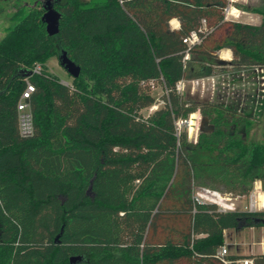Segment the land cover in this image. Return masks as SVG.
<instances>
[{"label":"trees","instance_id":"1","mask_svg":"<svg viewBox=\"0 0 264 264\" xmlns=\"http://www.w3.org/2000/svg\"><path fill=\"white\" fill-rule=\"evenodd\" d=\"M226 4L56 0L53 36L40 11H16L0 39V264H71L76 255L77 264H223L226 230L264 226L253 220L264 211L195 198L196 188L236 197L264 184V141L237 132L250 124L243 115L176 89L224 64V46L234 66L263 68L264 24L226 19ZM193 31L200 40L189 46ZM61 50L81 68L68 83L45 66ZM35 63L42 71L27 75ZM26 78L35 85L27 137L17 112ZM158 84L163 104L144 115ZM197 110L214 131L192 141L176 122ZM245 256L264 264V254Z\"/></svg>","mask_w":264,"mask_h":264},{"label":"rangeland","instance_id":"2","mask_svg":"<svg viewBox=\"0 0 264 264\" xmlns=\"http://www.w3.org/2000/svg\"><path fill=\"white\" fill-rule=\"evenodd\" d=\"M226 2V8L223 10L226 19L252 25L264 24V0H226ZM244 6L249 9L244 8ZM23 7L26 11L30 9L40 11L41 17L45 12L43 0H0V39L6 34L8 27L13 25V15ZM174 24L170 21L172 29ZM224 49H230V47L224 46L219 49L217 56L225 63L212 68L211 73L205 76L189 74L188 79L204 78L205 83L204 86L195 88H192L191 85L188 86L183 95L188 99L222 105L243 115L250 121V124L246 128L237 127V132L248 136L249 140L262 142L264 141V66L263 68L259 66L243 68L234 66L231 63L233 59L231 49V57L227 59L221 54ZM45 66L51 74L57 76L61 81L67 83L72 81L73 77L61 66L57 54H51L46 60ZM162 93L163 88L158 84L153 90L157 102L162 101ZM151 111L153 110L150 108L143 109L142 113L147 115ZM194 114L193 117L191 114L185 123L188 137L192 141L197 139L202 116L198 110ZM190 120L195 122L194 125L190 124ZM191 127L196 129L195 133L190 131ZM199 190L200 188H196L195 194ZM260 192L264 193V184L258 180L254 182L249 194L236 197L229 196L231 199L227 198V201H234L237 210L264 211V201L260 200L256 210L255 208H253L254 210L250 209L255 195ZM222 194L224 195V193ZM224 240L229 250L235 246L236 250L240 252L247 251L251 245L254 251L264 253V226H251L249 223L233 228L224 233ZM232 242L236 245H232Z\"/></svg>","mask_w":264,"mask_h":264},{"label":"built area","instance_id":"3","mask_svg":"<svg viewBox=\"0 0 264 264\" xmlns=\"http://www.w3.org/2000/svg\"><path fill=\"white\" fill-rule=\"evenodd\" d=\"M199 40L200 38L196 31H193L188 37L184 38V42L187 43L189 46L195 44L196 42H199ZM189 58H190V54L189 52H187L184 56V61H188ZM41 71H42V64L35 63V65L32 68V72L40 73ZM25 82H26V86L21 92L17 102V112H18L19 132L22 136L27 137L34 133V121H33V113L31 111L30 98L32 96V93L35 91V85L29 80V78H26ZM63 82L67 83L65 81ZM204 83H205L204 78H194V79L182 78L177 81L176 89L179 93L183 94L188 86L191 85L192 88H195L201 85L204 86ZM162 103L163 101H159L155 103L150 107V110H154L158 108V106ZM184 123H187V121L180 119L176 122L178 131H180L181 125ZM229 196L231 195H225V194L223 195L222 192H220L219 190H214L205 187L200 188L197 194H195V198L200 202L216 203L219 206V208L224 211L236 210L237 209L236 203L232 200L227 201V198L231 199ZM258 204L259 202L257 201V198L255 196L254 201L251 202L250 209L252 210L253 208H255L256 210L258 208ZM229 254H230V250L227 244L222 245L218 250V255L221 257L223 264H255V261L252 257L243 256L240 258H230Z\"/></svg>","mask_w":264,"mask_h":264},{"label":"water","instance_id":"4","mask_svg":"<svg viewBox=\"0 0 264 264\" xmlns=\"http://www.w3.org/2000/svg\"><path fill=\"white\" fill-rule=\"evenodd\" d=\"M56 0H44L43 7L45 12L42 20L46 25V31L49 35L53 36L59 32L60 28V12L55 7ZM61 66L73 77L76 78L81 73V68L78 66L69 56L66 50H61L58 55ZM28 72L27 75L31 74ZM199 130L201 132H212L214 131V124L210 122V118L206 115H202L200 119ZM255 222H264V219L258 217L253 219ZM84 259L82 255H76L70 257L71 264H77Z\"/></svg>","mask_w":264,"mask_h":264},{"label":"bare ground","instance_id":"5","mask_svg":"<svg viewBox=\"0 0 264 264\" xmlns=\"http://www.w3.org/2000/svg\"><path fill=\"white\" fill-rule=\"evenodd\" d=\"M171 22L175 23V24H174V27H177V26H178V23H179V22H178L177 19H172ZM221 54H222V56H223L224 58H226V59L231 57V51H230V49H224V50L222 51ZM194 115H195V114L192 113V117H193ZM188 123H189V122H188ZM194 123H195V122H193V120H190V124H191V125H194ZM190 131L195 133L196 129H195L194 127H191V128H190ZM194 135H195V134H194ZM255 196H256L258 202H259V200H260V201H264V193L260 192V193L256 194Z\"/></svg>","mask_w":264,"mask_h":264},{"label":"crops","instance_id":"6","mask_svg":"<svg viewBox=\"0 0 264 264\" xmlns=\"http://www.w3.org/2000/svg\"><path fill=\"white\" fill-rule=\"evenodd\" d=\"M177 20H178V19H177ZM178 22H179V20H178ZM179 24H180V23H178V26H177V27H174V28H178V27H179ZM228 230H231V229H228ZM228 230H226L225 233H226ZM231 244H232V245H236V243H234V242H232ZM232 245H231V246H232ZM230 253H235V254H239V255L264 254V253H259V252H257V251H254L251 245L249 246V249H248L247 251H242V252L236 250V247L233 246V247H232V250H230Z\"/></svg>","mask_w":264,"mask_h":264},{"label":"flooded vegetation","instance_id":"7","mask_svg":"<svg viewBox=\"0 0 264 264\" xmlns=\"http://www.w3.org/2000/svg\"><path fill=\"white\" fill-rule=\"evenodd\" d=\"M44 1V0H43Z\"/></svg>","mask_w":264,"mask_h":264}]
</instances>
